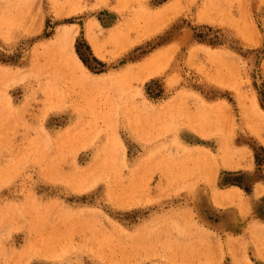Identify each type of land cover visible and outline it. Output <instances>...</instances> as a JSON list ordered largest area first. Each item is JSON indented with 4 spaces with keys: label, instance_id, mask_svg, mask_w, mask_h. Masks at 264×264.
I'll return each instance as SVG.
<instances>
[{
    "label": "rangeland",
    "instance_id": "rangeland-1",
    "mask_svg": "<svg viewBox=\"0 0 264 264\" xmlns=\"http://www.w3.org/2000/svg\"><path fill=\"white\" fill-rule=\"evenodd\" d=\"M0 264H264V0H0Z\"/></svg>",
    "mask_w": 264,
    "mask_h": 264
},
{
    "label": "bare ground",
    "instance_id": "bare-ground-1",
    "mask_svg": "<svg viewBox=\"0 0 264 264\" xmlns=\"http://www.w3.org/2000/svg\"><path fill=\"white\" fill-rule=\"evenodd\" d=\"M233 161H236V160H233ZM241 161H243V160H241ZM238 162V161H237Z\"/></svg>",
    "mask_w": 264,
    "mask_h": 264
}]
</instances>
